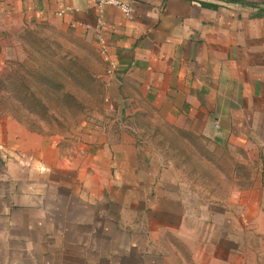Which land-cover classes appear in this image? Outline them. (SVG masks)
I'll return each mask as SVG.
<instances>
[{
	"label": "crops",
	"instance_id": "0c3cea01",
	"mask_svg": "<svg viewBox=\"0 0 264 264\" xmlns=\"http://www.w3.org/2000/svg\"><path fill=\"white\" fill-rule=\"evenodd\" d=\"M123 1L130 18L109 6L100 15L95 0H0V53L55 26L97 57L115 121L147 107L180 133L263 158L264 0ZM114 122L50 135L0 112V264H236L211 224L194 235L203 215L180 175ZM259 182L264 194V163Z\"/></svg>",
	"mask_w": 264,
	"mask_h": 264
},
{
	"label": "rangeland",
	"instance_id": "374dc122",
	"mask_svg": "<svg viewBox=\"0 0 264 264\" xmlns=\"http://www.w3.org/2000/svg\"><path fill=\"white\" fill-rule=\"evenodd\" d=\"M72 59L88 70L93 83L69 79ZM100 72L91 49L69 32L51 25L25 30L0 53V112L50 135L65 136L102 117L114 122L105 111ZM21 80L30 84L29 95L19 102ZM29 96L40 99L44 108L28 101ZM114 123L133 125L140 131L135 140L146 143L162 164L180 175L183 195L194 208L198 205L199 219L203 215L204 226L199 220L195 236H204L211 224L215 237L226 238L225 247L234 250L236 264H264V194L259 182L264 157L258 149L218 148L196 133L176 131L147 107L132 121L119 118ZM220 256L226 257L224 252Z\"/></svg>",
	"mask_w": 264,
	"mask_h": 264
},
{
	"label": "trees",
	"instance_id": "16d2710c",
	"mask_svg": "<svg viewBox=\"0 0 264 264\" xmlns=\"http://www.w3.org/2000/svg\"><path fill=\"white\" fill-rule=\"evenodd\" d=\"M71 64V65H70ZM69 64V70L67 72V74L71 77H69L70 80H73V83H79L80 80H85L87 82V84H89V81H91L92 83L94 82L93 77L88 73V70L85 69L77 60L72 59L71 62ZM20 88H21V94L19 97V102L24 101L25 96L29 95L28 94V88H29V82L27 81H20ZM82 84V83H81ZM49 89V88H48ZM50 90V89H49ZM68 98H70L71 100L74 101V96L67 94ZM28 101H32L33 104L35 105V103H38L39 106H41L42 108H44L41 104H40V99H32V97L29 96V98H27ZM43 117H40V119H42ZM38 117V120H40ZM16 120L21 123L22 125H24L28 130L30 131H36V132H41V130H35L36 128H33L31 126H27L26 124H24L19 118H16ZM41 121V120H40ZM39 122V121H38Z\"/></svg>",
	"mask_w": 264,
	"mask_h": 264
},
{
	"label": "built area",
	"instance_id": "2783aa9c",
	"mask_svg": "<svg viewBox=\"0 0 264 264\" xmlns=\"http://www.w3.org/2000/svg\"><path fill=\"white\" fill-rule=\"evenodd\" d=\"M96 8L98 9V13L101 15L105 7H115L122 12L125 17L130 18L132 14V6L130 3L125 2L123 0H95ZM96 40L101 43L102 38L101 35L97 32ZM101 53L103 55V61L106 66V74L113 75L115 70V65L113 61L110 60L109 56L106 53V49L102 46Z\"/></svg>",
	"mask_w": 264,
	"mask_h": 264
}]
</instances>
